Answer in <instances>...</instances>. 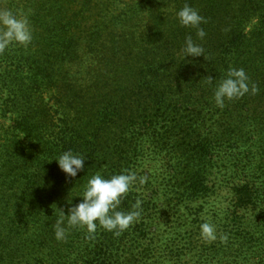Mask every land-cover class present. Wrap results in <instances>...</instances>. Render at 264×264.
<instances>
[{"label": "trees", "instance_id": "16d2710c", "mask_svg": "<svg viewBox=\"0 0 264 264\" xmlns=\"http://www.w3.org/2000/svg\"><path fill=\"white\" fill-rule=\"evenodd\" d=\"M185 4L205 18L203 39L180 25ZM0 10L27 15L33 36L0 52V264H146L159 198L178 213L208 196L219 158L245 178L239 206L264 195L247 180L264 173L251 150L264 145V0H0ZM188 36L203 56L182 51ZM230 68L244 69L249 92L221 108L214 91ZM68 150L86 158L75 178L53 161ZM97 172L137 177L117 210L140 215L118 235L69 227L61 212Z\"/></svg>", "mask_w": 264, "mask_h": 264}, {"label": "rangeland", "instance_id": "374dc122", "mask_svg": "<svg viewBox=\"0 0 264 264\" xmlns=\"http://www.w3.org/2000/svg\"><path fill=\"white\" fill-rule=\"evenodd\" d=\"M255 146L259 148H251L254 158L263 166L264 145ZM159 167V161L149 162L148 168L157 179L162 173ZM234 170L225 159L212 162L204 178L211 193L183 201L178 213L159 198L160 218L151 225L152 244L146 264H264V195L260 194L261 199L250 207L239 206L234 187L243 185L245 178ZM247 180L264 193V173L261 178ZM204 222L215 226L214 241L201 237Z\"/></svg>", "mask_w": 264, "mask_h": 264}, {"label": "clouds", "instance_id": "9594fccd", "mask_svg": "<svg viewBox=\"0 0 264 264\" xmlns=\"http://www.w3.org/2000/svg\"><path fill=\"white\" fill-rule=\"evenodd\" d=\"M177 19L181 26L196 30L197 37L203 39L206 35L203 28L205 18L188 4L177 12ZM32 28L27 15L17 14L10 10H0V52L9 46L16 44L27 46L32 41ZM182 51L187 57L203 56V48L193 42L191 36L186 37L185 47ZM209 82L212 78L207 77ZM251 91L256 92L255 86ZM249 92V83L243 68H230L226 76L217 84L214 91V100L218 107H223L226 100L239 99ZM55 161L59 169L69 178L77 177L83 171L86 158L71 150L64 151ZM137 177L132 172H121L105 178L99 172L92 175L83 187L81 200L74 207L68 209L67 226L85 227L89 233H95L97 226L105 230L119 234L128 229L139 217L138 211H118L122 199L129 192ZM140 203L135 205L139 208ZM201 237L206 241L216 239L215 226L209 222L200 225ZM66 235V227L63 219L58 220L55 225V237L63 240Z\"/></svg>", "mask_w": 264, "mask_h": 264}]
</instances>
